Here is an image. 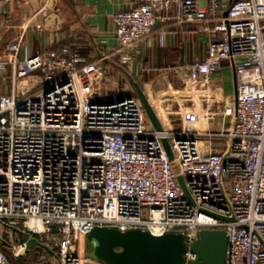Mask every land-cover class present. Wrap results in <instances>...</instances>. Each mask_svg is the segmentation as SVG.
I'll return each instance as SVG.
<instances>
[{
  "label": "built area",
  "instance_id": "2783aa9c",
  "mask_svg": "<svg viewBox=\"0 0 264 264\" xmlns=\"http://www.w3.org/2000/svg\"><path fill=\"white\" fill-rule=\"evenodd\" d=\"M135 2L113 15L117 50L147 36L173 4L182 21L223 6V0ZM263 19L264 0L225 6L213 28L220 36L187 65L182 83L185 101L204 88L206 103L187 107L180 128H155L137 96L100 101L93 87L84 90L74 52L21 59L22 37L9 43L8 58L0 59V71L13 67L11 91L0 94V238L12 255L29 248L15 227L54 241L43 240L55 255L51 264H83L77 242L95 225L183 230L189 243L198 229L220 228L228 235L226 264H264ZM223 59L231 61L236 84L234 101L221 104L209 76ZM33 71L42 72L44 83L28 89L20 80ZM218 138L226 141L215 145ZM0 264L20 263L0 246Z\"/></svg>",
  "mask_w": 264,
  "mask_h": 264
},
{
  "label": "crops",
  "instance_id": "0c3cea01",
  "mask_svg": "<svg viewBox=\"0 0 264 264\" xmlns=\"http://www.w3.org/2000/svg\"><path fill=\"white\" fill-rule=\"evenodd\" d=\"M231 1L223 0L222 8L193 21L180 20L177 6L173 4L167 14L157 18L147 36L131 47L117 50L119 42L113 15L117 10L134 6L135 0H76L75 4L70 0H37L39 11L45 13L43 17L38 15L34 0H0V59L8 58L7 45L18 37L23 39L21 59L69 46L81 58L77 68L82 83L95 89L98 100L126 95L138 97L136 82L151 101L163 126L180 128L185 126L184 111L191 105V101L184 100L183 89L178 87L180 80L186 76L188 64L206 55L208 41L220 36L213 28ZM12 70L9 65L0 71V94L11 91ZM38 78L31 81L27 77L20 82L28 89L34 83L41 87ZM209 79L219 103L232 100L236 83L231 61L224 59ZM3 243L6 242L0 238V245ZM32 247L22 254L34 255L37 250Z\"/></svg>",
  "mask_w": 264,
  "mask_h": 264
},
{
  "label": "water",
  "instance_id": "95a60500",
  "mask_svg": "<svg viewBox=\"0 0 264 264\" xmlns=\"http://www.w3.org/2000/svg\"><path fill=\"white\" fill-rule=\"evenodd\" d=\"M70 1L77 3L76 0ZM34 5L38 15L43 17L45 13L39 11L37 0H34ZM135 85L138 97L155 128L163 129L161 119L151 101L136 82ZM163 143L180 183L188 192L169 140L163 138ZM15 230L27 241L29 247L39 245L53 252L37 237L30 236L27 228L15 227ZM227 245V232L220 228L198 229L191 243L183 230L154 233L140 226L122 228L118 225H95L84 235L86 264H226ZM188 251L192 252L194 257H188Z\"/></svg>",
  "mask_w": 264,
  "mask_h": 264
},
{
  "label": "rangeland",
  "instance_id": "374dc122",
  "mask_svg": "<svg viewBox=\"0 0 264 264\" xmlns=\"http://www.w3.org/2000/svg\"><path fill=\"white\" fill-rule=\"evenodd\" d=\"M264 20V19H263ZM230 61V60H229ZM222 62H224V59H223V61ZM221 62V63H222ZM36 76H39V78L38 79H40L39 80V82H40V86H42V84L44 83V77H43V74H42V72H39V71H33V72H31V73H29L28 75H27V77L32 81L33 80V78H35ZM184 79V78H183ZM183 79L182 80H180L181 81V83H180V85H178V87L179 88H182L183 89V86H182V83H183ZM85 87V89L84 90H86V89H88V86H84ZM205 91H204V88H200L199 89V91H198V97L193 101H191V104H194V105H196V106H198V105H202V104H205L206 102H205V100L203 99V97H205ZM235 94H233V96H232V101H234V96ZM185 106V108L187 107V104L186 105H183V107ZM230 121V120H229ZM218 140H222V141H226V139H224V138H222V139H214V143H215V145L217 144V141ZM223 147V146H222ZM224 147H225V145H224ZM216 148V147H215ZM37 238L39 239V240H41L42 242H43V240H46L47 242H49L50 243V245L51 246H54V241L53 240H50L49 239V237H48V235H37ZM4 240H5V236L3 237V239H2V242H4ZM32 248H38V249H36V250H41V249H45L44 247H42V246H39V245H36L35 247H32ZM77 248H78V250H79V252H80V254L81 255H83L84 254V239H83V237H81L79 240H78V242H77ZM46 250V249H45ZM52 255V254H51ZM54 258H55V255L53 254L52 255V259H53V262H54ZM52 262V263H53ZM84 264V263H83Z\"/></svg>",
  "mask_w": 264,
  "mask_h": 264
},
{
  "label": "trees",
  "instance_id": "16d2710c",
  "mask_svg": "<svg viewBox=\"0 0 264 264\" xmlns=\"http://www.w3.org/2000/svg\"><path fill=\"white\" fill-rule=\"evenodd\" d=\"M54 52L60 53V54H69L74 51L69 46L64 45L61 48L56 49ZM0 246L1 248L5 250L10 260H16L20 264H38V263L50 264L51 263V260H49L51 259V254L48 250L41 249L35 252L37 254L35 253L34 255L22 254L20 257L15 258L9 249V245H7L6 243H3ZM35 249H38V248H35Z\"/></svg>",
  "mask_w": 264,
  "mask_h": 264
}]
</instances>
